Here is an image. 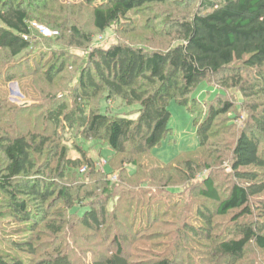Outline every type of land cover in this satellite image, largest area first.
<instances>
[{
	"label": "trees",
	"instance_id": "trees-1",
	"mask_svg": "<svg viewBox=\"0 0 264 264\" xmlns=\"http://www.w3.org/2000/svg\"><path fill=\"white\" fill-rule=\"evenodd\" d=\"M168 1L177 0H83L93 7V27L100 33L119 25L134 11ZM197 1L200 10L192 16L167 17L171 35H175L174 44L156 50L121 43L108 48L95 47L89 53L90 65L82 68L79 74L76 71L66 82L63 92L54 97L42 93L43 103L38 107L43 110V124L45 122L52 133L28 131L24 134L0 129V159L3 161L0 164V200L12 218L25 223V232L63 239L67 218L75 217L83 230L107 236L106 232L113 228L110 221L121 213L118 208L108 207L117 196L115 187L120 183L121 175L141 182L138 188L144 192H148L150 186H161L172 198L184 196L182 186L185 182H192L198 174L212 169L211 165L199 164L195 156L218 135L214 128L222 120L225 123L222 133H232L230 138L233 139L231 143L227 139L215 143L211 154L214 166L221 168L224 176L220 179L226 189L222 194V184L219 185L217 178L212 176L205 178L201 187H194L198 196L211 202L209 206L217 205L219 217L234 214L230 237H217L211 252L214 258H223L228 264L245 262L247 253L255 249L264 252V220H255L252 206L253 198L264 195V107L256 102L259 94L256 90L264 83V0ZM53 3L54 0H0V63L15 60V76H34L30 73L34 70L29 64L31 54L40 52V46H53L58 56L50 53L56 60L46 73L48 79L57 84L63 81L62 74L69 73L65 54L60 55L63 51L58 47V43L67 37L62 30L69 28L70 45L82 47L92 42V36L80 24V17L86 14L85 8L82 7L78 15L60 21L53 19L57 10ZM35 25L57 31L59 35L52 38L41 35ZM36 33L42 36L41 39ZM244 72H247L246 77ZM3 73L0 70V80L15 79L14 75L2 79ZM203 80L219 90L208 102H200L192 96ZM232 89L239 90L240 99L233 98L236 95L230 93ZM261 90L264 93V88ZM69 95L74 99L71 107L66 101H59L61 98L67 100ZM118 99L127 106L138 107V118L101 112L102 101L113 104ZM174 100L197 116L199 147L182 152L165 163L155 156L149 158L147 154L161 147L167 139L170 104ZM247 110L251 116L246 122L241 117ZM235 127H238L236 132ZM57 137L63 145L60 146ZM79 141H84L85 145L80 146ZM94 142L98 145L99 157L107 147L113 152V158L110 161L112 170H103V183L98 186L100 197L90 199L96 197V188H91L89 182L63 184L61 181L91 172L93 176L98 172L102 174L96 169V158L86 150V146ZM221 146L229 151V160L224 158ZM74 148H82L87 154L80 161L68 159V151ZM37 159H42L40 165ZM150 159L153 163L149 166L147 160ZM53 161L57 167L46 174L44 166L53 165ZM111 175H117V180L113 181ZM121 184L126 185L124 181ZM81 191L85 193L83 197ZM180 205L178 201L176 206ZM191 205L196 203L193 201L188 206ZM83 206L86 210L80 215L77 209ZM200 207L196 216L203 226L185 225L184 232L211 238L212 210L205 205ZM261 208L263 206L258 207ZM261 212L258 215L264 218V209ZM177 237L179 241L189 238L186 235ZM33 239L26 236L15 241V248L24 254L33 256L41 252L43 256L28 261L26 257L0 253V264H75L72 255L62 246L57 245L52 252L46 253ZM114 240L116 250L92 264H185V258H181L185 250L178 256L182 243L177 245L175 242L170 257H165L164 253L153 257L152 262L137 263L127 258L121 238L117 236Z\"/></svg>",
	"mask_w": 264,
	"mask_h": 264
},
{
	"label": "rangeland",
	"instance_id": "rangeland-1",
	"mask_svg": "<svg viewBox=\"0 0 264 264\" xmlns=\"http://www.w3.org/2000/svg\"><path fill=\"white\" fill-rule=\"evenodd\" d=\"M53 6L57 7L53 19L56 18L60 21L67 18V16L73 17L78 15L80 9L84 7L86 14L80 17V24L83 27L82 29L92 36V42L85 44L82 47H78L74 44L70 45L71 40L68 39L70 38L69 35H71L70 31H68L69 28L62 30V34L65 32L64 36L67 37L58 43V47L63 51L60 55L65 54L69 73L67 75L62 74L61 77L63 81L60 80L57 84V81L54 83L51 82L46 73L50 68V64L56 60L52 54L58 56V52H55L56 50L53 46L52 48L46 45L47 48L40 46V52L34 51L31 54L32 58H29V64L34 70H31L30 73H33L34 76L32 74H25L24 76H18L17 74V76H15V70L13 68L15 60L7 59L4 62H1L0 70L4 71L2 79H8L12 75L15 76L14 80H0L1 130L8 129L13 133L21 132L24 134L28 131L30 133L39 134L52 133L51 130L49 131V129L46 128L49 126H47L45 122L43 124V110L38 107V104L42 105L43 103L42 96L44 97V95H42V93L46 95L49 93V96H53L57 95V93L63 92L67 87L66 82H69L75 72L78 71L79 74L82 68L90 65L88 59L91 50L95 47L108 48L116 43L144 46L148 50L166 48L168 45L175 43V35H171V25L167 22V17H169V15H173L177 18L190 17L200 10V3L197 0L168 1L165 4L148 6L142 10L134 11L130 14L128 19L121 21L119 25L109 28L105 33H100L94 30L93 27V7L86 5L83 0H54ZM40 27L41 26L36 27V30L40 31L41 35L43 34L49 38L59 35V32H53L49 29L48 31L51 34H44ZM41 37L38 35L39 39H41ZM54 44H56V42ZM44 51L45 53L41 54V52ZM50 53L52 54L50 55ZM40 58L41 60H39ZM241 71L243 72L245 69H242ZM243 75L246 77L247 72H244ZM250 76L251 75H249L248 78ZM32 80H34V85H32ZM72 85H76V83H73ZM259 85L260 86H258L256 90L259 91L256 102L264 107V93L263 90H261L264 88V83H260ZM218 92L219 90L216 86L210 85L207 80H203L197 85L192 96L200 102H208L213 100ZM238 92V89H232L230 91L231 94L233 93L234 96L236 95L233 97L236 100L241 97ZM51 98L52 97H50V99ZM59 101L60 103L66 101L71 107L74 99L72 97L70 98L69 95L67 100L66 98H61ZM100 109L104 114L110 113L111 115L128 117L130 119L138 118V114L136 113L138 107L127 106L123 104L120 99L116 100L113 104L107 101H102ZM170 111V133L167 139L163 142L161 147L155 148L150 154H147L149 158L155 156L165 163L170 162L182 152L194 151L199 147L195 126L197 116L192 113L188 107L180 105L176 100L170 104ZM250 116L251 113L247 110V113H243L241 118L243 121L246 120L247 122L250 120ZM224 125L225 123H223L222 120L216 124L214 131L218 133V135L211 140L212 142L210 145L202 148L195 156V159L199 161V164L202 166L211 165L212 169L198 174L197 178L192 182H185V185L182 186V189L185 188L184 196L178 195L175 198H172L165 190L161 189V186H150L148 188L149 191L144 192V190L138 188L141 182L135 178H129L128 176H124L123 178L121 175V178L119 179L120 183L116 184L115 187L114 194H117V196L112 198L108 206L110 209L114 210L118 208L121 213L115 220L110 221L109 224L113 228L106 232L107 236L83 230L74 220L75 217H71L67 218L68 225L65 227L66 229L62 236L63 239L55 238L49 234H40L39 237L35 233L32 234L30 232H25V230H27V228H23L25 223L18 222L12 218L6 205L2 204L0 200V253H4L6 256L11 253L12 255L26 257L28 258V261H36L43 256V253L39 252L31 256L29 254L21 253L14 245L15 241L22 240L26 236H31L34 238L35 245L38 248H43L46 253L52 252L57 245H60L63 250L72 255L75 264H92L93 262L99 261L102 256L106 255L108 252L110 255L116 250L114 238L118 236L122 240L127 258L132 259L137 263H140L143 260L152 262L153 257H156L157 255L163 256L164 253L165 257H170V254L175 250L174 245L176 242L177 245L182 243L178 249V256L183 254L185 250V255L181 257L185 258V264H190V261L192 264H228L223 258H214L211 251L213 250L212 247H214L213 242H217L215 241L217 237L218 239L230 237V231L234 227V224H231V219L234 214L230 213L227 217H219L216 214L217 205L210 204L209 206L208 203L211 202H206L203 198L198 196L197 192L194 190V187L197 185L201 187L202 185H200V183L209 176L216 177L218 180L216 182L219 185L221 183L223 186V179H220V176L224 175L222 174L220 166H214L211 152L214 151L215 143L220 140L227 139L229 143L232 142L233 138H230L232 137V133H222ZM236 129H238V127L234 128L235 132ZM57 139L61 143L60 146L63 145L64 142L60 137H57ZM68 141H73V139ZM83 144L84 141H79L80 146ZM97 146L96 142L88 144L86 150L96 158V169L100 170L102 174L98 172L93 176L91 172L89 175H77L76 179L75 176H70L61 181L63 184H76L82 181L89 182L91 188H96L94 193L96 197L90 199L100 197L101 189H99L98 186L103 183V170L106 172L112 170L110 161L113 158V152L105 146L106 148L103 149L101 152L102 155L99 157ZM220 149L223 150L224 158L229 160V151L223 146H221ZM58 152H60V150H58ZM86 154L87 153H85L82 148H74L68 151L67 158L80 161V159ZM149 158L147 157L146 159ZM104 160L108 162V164L103 167L102 162ZM151 160L152 159L147 160V165H152L153 162H151ZM36 161L40 165L42 159H37ZM2 162L3 161L0 159V164ZM52 163L53 165L51 166L49 164L44 166L46 174L51 173V170H54L57 167L54 161ZM0 169H2L1 165ZM142 180L143 178L141 177V181ZM123 181L126 185L121 184ZM159 184L163 185L162 182ZM222 186L221 191L223 194L224 189L226 188L225 185ZM156 187L158 190H156ZM187 191L190 192V194L186 193ZM84 194V191H81V197H83ZM178 201L179 204H181L179 207L176 206ZM193 201L196 205L188 206ZM83 202L87 204L86 201ZM198 204H200V206H208L212 210L213 230L211 231V238L204 234L199 237L195 236L194 233L189 235L186 234V231L184 232L185 225L196 228L203 226V222L196 216L198 209L201 208ZM252 206L254 209L255 220H264L263 217L258 215L261 214L262 209H264V195L253 198ZM259 206H263V208L259 210ZM77 210L80 215H82L86 208L83 206ZM105 229L106 228L102 229V231L104 232ZM178 235L184 237L186 235V237L189 238L179 241L180 238L177 237ZM51 244H53V246H51ZM3 248L6 251H2L1 249ZM243 261L246 263L240 262L238 264H264V252L255 249L252 252H248Z\"/></svg>",
	"mask_w": 264,
	"mask_h": 264
},
{
	"label": "built area",
	"instance_id": "built-area-1",
	"mask_svg": "<svg viewBox=\"0 0 264 264\" xmlns=\"http://www.w3.org/2000/svg\"><path fill=\"white\" fill-rule=\"evenodd\" d=\"M35 27H38V25H35ZM40 29L42 30V32L44 33V34H51L49 31H48V29H46V28H44V27H40ZM102 166H105L106 164H107V162L104 160L103 162H102ZM85 170V168L82 170V171H84ZM111 179L113 180V181H116L117 180V175H111Z\"/></svg>",
	"mask_w": 264,
	"mask_h": 264
},
{
	"label": "clouds",
	"instance_id": "clouds-1",
	"mask_svg": "<svg viewBox=\"0 0 264 264\" xmlns=\"http://www.w3.org/2000/svg\"><path fill=\"white\" fill-rule=\"evenodd\" d=\"M106 165H107V164H106ZM106 165H105V166H106ZM103 167H104V166H103Z\"/></svg>",
	"mask_w": 264,
	"mask_h": 264
}]
</instances>
